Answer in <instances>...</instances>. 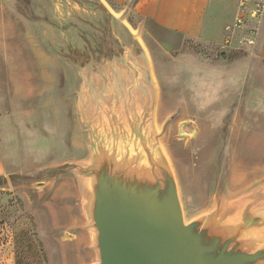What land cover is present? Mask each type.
<instances>
[{
    "label": "rangeland",
    "instance_id": "obj_1",
    "mask_svg": "<svg viewBox=\"0 0 264 264\" xmlns=\"http://www.w3.org/2000/svg\"><path fill=\"white\" fill-rule=\"evenodd\" d=\"M237 2L212 0L191 37L163 24L166 5L157 19L139 0H0V264H62L51 201L58 174L90 159L82 88L127 79L130 63L155 86L185 219L264 203V43L257 18L234 25Z\"/></svg>",
    "mask_w": 264,
    "mask_h": 264
},
{
    "label": "water",
    "instance_id": "obj_2",
    "mask_svg": "<svg viewBox=\"0 0 264 264\" xmlns=\"http://www.w3.org/2000/svg\"><path fill=\"white\" fill-rule=\"evenodd\" d=\"M129 67L127 79H87L80 94L91 153L72 169L81 177L93 264H264L263 201L185 219L154 126L155 86L147 69Z\"/></svg>",
    "mask_w": 264,
    "mask_h": 264
},
{
    "label": "crops",
    "instance_id": "obj_3",
    "mask_svg": "<svg viewBox=\"0 0 264 264\" xmlns=\"http://www.w3.org/2000/svg\"><path fill=\"white\" fill-rule=\"evenodd\" d=\"M212 0H139L138 7L143 14L151 15L157 19L159 12L166 5L165 19L166 26L185 32L191 37H199L200 24L204 18L208 4ZM225 3L227 0H217ZM239 3V0L237 4ZM150 4H156L157 13L153 9H147ZM236 4V5H237ZM159 5V6H158ZM144 7V8H143ZM147 9V10H146ZM260 27V39L264 43V11L258 18ZM7 165L0 150V178L7 173ZM62 182L54 189V196L51 203L58 208L51 210L52 227L55 228L57 241L60 244L62 264H93L96 253L91 246V236L86 228L82 201L79 206L77 174L61 173ZM82 197V195H81ZM6 257V256H4ZM9 257L12 259L11 254Z\"/></svg>",
    "mask_w": 264,
    "mask_h": 264
},
{
    "label": "built area",
    "instance_id": "obj_4",
    "mask_svg": "<svg viewBox=\"0 0 264 264\" xmlns=\"http://www.w3.org/2000/svg\"><path fill=\"white\" fill-rule=\"evenodd\" d=\"M239 9L235 26L243 25L249 17L258 19L264 11V0H240Z\"/></svg>",
    "mask_w": 264,
    "mask_h": 264
}]
</instances>
